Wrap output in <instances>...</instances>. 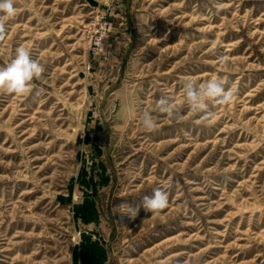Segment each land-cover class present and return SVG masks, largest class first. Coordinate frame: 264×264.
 <instances>
[{"label":"rangeland","instance_id":"1","mask_svg":"<svg viewBox=\"0 0 264 264\" xmlns=\"http://www.w3.org/2000/svg\"><path fill=\"white\" fill-rule=\"evenodd\" d=\"M15 7L0 67L23 44L45 71L0 94V264H264V0ZM213 76L235 97L201 121L185 77ZM165 185L169 206L147 212Z\"/></svg>","mask_w":264,"mask_h":264},{"label":"clouds","instance_id":"2","mask_svg":"<svg viewBox=\"0 0 264 264\" xmlns=\"http://www.w3.org/2000/svg\"><path fill=\"white\" fill-rule=\"evenodd\" d=\"M16 13L15 0H0V41H3L7 35L5 17L14 18ZM218 59L221 65L227 61L225 56ZM44 71V66L39 60L33 58L31 50L23 44L19 45L10 62L0 67V94L17 96L30 94L33 91L32 82L41 79ZM226 84L225 79L215 76L203 83H197L192 77H185L184 103L193 115L200 117L201 121L210 120L214 117V113L209 108V102L215 105H228L234 100L236 90L234 87H226ZM156 108L170 119L183 120L184 118L177 103L171 97L162 96L156 101ZM140 119L145 130L152 132L157 129V121L150 111H144ZM167 187L168 185L157 188L151 196L143 198L142 206L147 212L158 215L169 206V195L165 190ZM118 208L121 209V213L128 215L131 219H135L139 212L138 207L126 203Z\"/></svg>","mask_w":264,"mask_h":264}]
</instances>
